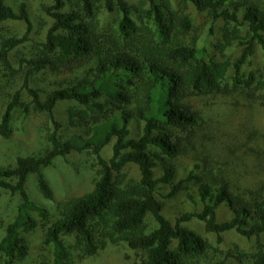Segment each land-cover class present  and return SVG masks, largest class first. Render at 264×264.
<instances>
[{
	"label": "trees",
	"instance_id": "trees-1",
	"mask_svg": "<svg viewBox=\"0 0 264 264\" xmlns=\"http://www.w3.org/2000/svg\"><path fill=\"white\" fill-rule=\"evenodd\" d=\"M7 1L0 0V21L22 20L29 28L25 4L21 3L17 13ZM42 1L50 2L42 4V9L52 23L44 40L35 43L36 52L20 58L15 68L9 54L27 37L0 43V74L2 68L23 74L22 88L31 97L32 109L46 114L55 126L41 154L18 157L13 166L0 167V188L20 196L16 214L0 237V264L24 258L26 244L20 233L34 230L38 218H47L44 207L28 194V177L35 174L42 195L50 198L43 168L72 152L93 155L98 169L90 190L58 205L57 217L44 234L45 243L52 248L51 260L41 264H75L108 243L119 242L141 252L139 263L133 264H198L211 245L187 225L193 219L216 236V244L222 243L228 231L252 239V253L234 251L228 257L240 264H264L261 191L234 190L228 180L214 186L205 172L190 173L171 187L169 196L184 182L196 180L202 209L185 212L174 222L162 214L163 202L157 197L158 185L174 177L172 161L198 137L203 122L200 98L229 96L240 90L264 107V60L263 80L257 81L254 72L241 73L256 45L264 51V6L255 0ZM190 5L206 13L209 35L218 21L223 22L217 44L222 59L199 46L201 26L194 25ZM102 10L115 18L102 24ZM234 44L242 49L232 61L225 52ZM230 69L233 88L226 81ZM46 70L69 71L73 77L47 93L30 87L31 77ZM18 101L17 92L2 113V136H9ZM60 101L75 103L66 110L68 123L82 133H58L60 123L54 109ZM130 122L137 128L133 136ZM112 141V154L105 159L101 152ZM159 162L165 163L164 171L155 177ZM128 165L137 167V178L125 172ZM221 205L231 218L218 220Z\"/></svg>",
	"mask_w": 264,
	"mask_h": 264
},
{
	"label": "rangeland",
	"instance_id": "rangeland-1",
	"mask_svg": "<svg viewBox=\"0 0 264 264\" xmlns=\"http://www.w3.org/2000/svg\"><path fill=\"white\" fill-rule=\"evenodd\" d=\"M135 2L137 0H129ZM264 6V0H255ZM15 12L19 13L21 3H24L31 25L28 28L22 20L0 21V43L8 38L27 37L26 41L15 47L9 54L13 67L19 66V59L30 58L35 52V43L43 41L51 19L42 9V4L50 3L42 0H8ZM188 12L192 15L194 25L201 26L199 46L206 54L222 59L217 44L221 39L220 27L222 21L215 24L214 33L208 34L210 21L206 13L199 12L192 5ZM101 23L107 24L115 18V14L102 10ZM242 46L234 44L225 52V57L234 61L241 52ZM264 51L259 45L254 53L243 64L241 73L247 76L254 72L256 80H263L261 67ZM233 69L227 77L228 85L232 84ZM73 77V73L63 71L52 73L49 70L31 77L29 86L47 93L59 87L64 79ZM23 74L12 73L1 69L0 74V118L7 104L14 95L19 93V101L14 107L10 121V133L5 137L0 135V167L13 166L18 157L37 156L49 145L48 135L54 130V124L46 114L36 112L30 104L31 97L22 88ZM45 95L43 94L42 97ZM202 104L203 122L199 128L198 137L185 145V151L172 163L175 174L169 183L158 185L157 197L163 202L162 214L174 222L175 219L188 211H200L202 202L198 195L199 183L196 180L186 181L180 190L169 196L171 187L188 174H207V179L214 186H219L228 180L234 190L246 188L259 190L264 195V107L258 101L249 99L242 91H235L229 96L215 95L199 99ZM72 101H60L55 107V118L60 123L58 133L62 136L82 133L78 128H72L68 123L66 110L74 105ZM130 136L136 131V124L129 123ZM114 141L109 143L101 152L105 159L112 154ZM93 155L82 152H72L65 157H57L53 163L43 168L44 177L51 189V197L42 195L37 182V176L28 177L26 187L32 200L44 207L46 219L38 218L37 227L30 232H21L26 244V255L13 264H41L51 260L52 248L44 241L46 227L57 217L58 205L68 198L75 197L90 190L98 167ZM164 164L159 162L154 168V176L159 177L164 171ZM198 164V166H196ZM125 172L130 177L137 178L138 170L135 165H128ZM20 203L18 193H11L0 188V237L4 234L5 226L10 222ZM218 220L231 218L228 209L221 205L218 209ZM210 242L207 256L198 264H240L229 252L250 254L255 246L252 239H246L235 231L223 234V241L216 244V236L204 230L203 223L197 219L187 224ZM264 240V234H262ZM71 242V239H68ZM139 250L130 249L125 243H108L93 255L76 260L75 264H133L139 263ZM245 264H249L247 261Z\"/></svg>",
	"mask_w": 264,
	"mask_h": 264
}]
</instances>
